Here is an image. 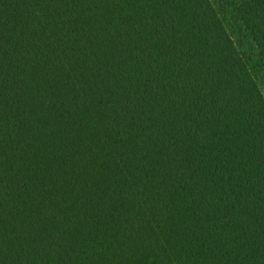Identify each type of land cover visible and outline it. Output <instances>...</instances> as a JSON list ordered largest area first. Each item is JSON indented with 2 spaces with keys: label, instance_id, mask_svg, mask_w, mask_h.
Wrapping results in <instances>:
<instances>
[{
  "label": "trees",
  "instance_id": "1",
  "mask_svg": "<svg viewBox=\"0 0 264 264\" xmlns=\"http://www.w3.org/2000/svg\"><path fill=\"white\" fill-rule=\"evenodd\" d=\"M0 264H264V0H0Z\"/></svg>",
  "mask_w": 264,
  "mask_h": 264
}]
</instances>
